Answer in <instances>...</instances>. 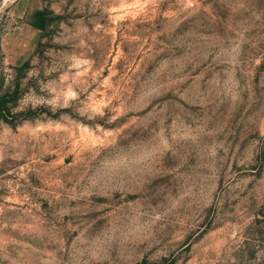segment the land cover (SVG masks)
<instances>
[{"label": "rangeland", "instance_id": "obj_1", "mask_svg": "<svg viewBox=\"0 0 264 264\" xmlns=\"http://www.w3.org/2000/svg\"><path fill=\"white\" fill-rule=\"evenodd\" d=\"M0 264H264V0H0Z\"/></svg>", "mask_w": 264, "mask_h": 264}]
</instances>
